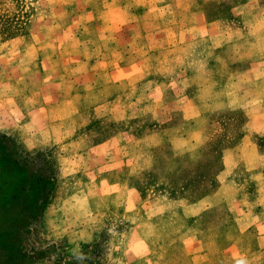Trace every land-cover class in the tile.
<instances>
[{"label":"rangeland","instance_id":"1","mask_svg":"<svg viewBox=\"0 0 264 264\" xmlns=\"http://www.w3.org/2000/svg\"><path fill=\"white\" fill-rule=\"evenodd\" d=\"M242 1L0 0V264L95 240L102 264H264V0ZM242 143L257 178L224 169Z\"/></svg>","mask_w":264,"mask_h":264},{"label":"crops","instance_id":"2","mask_svg":"<svg viewBox=\"0 0 264 264\" xmlns=\"http://www.w3.org/2000/svg\"><path fill=\"white\" fill-rule=\"evenodd\" d=\"M256 6H257V3L255 4L253 0H243L238 6H236V9L234 10H236L237 13H240L241 17L243 18L246 14H248ZM256 17L258 18L256 20L262 23L264 22V20L262 19L264 18V15H262V12H257ZM180 20L181 19H179L178 21L180 23L179 31L176 36L178 40L190 39V38H195L196 36L206 35L213 42L217 40L222 42L225 36L228 35V32L226 31H228V29L231 30V27H228V24H224L222 21H219V20L203 22L201 21V19H199L198 21H193V22H188V23L184 21L182 23V21L180 22ZM260 22H258L257 24H261ZM256 27L257 26L255 23L243 22V24L240 27L233 28V30L231 31L243 32L244 35H250V34H255L257 32ZM256 35H260V36L262 35V37H264V34H256ZM165 36L167 35L164 34V38ZM253 44H254V41H251L249 43V45H253ZM250 70L251 72L257 71L259 75L261 76L262 71H264V58H262V60L253 62L250 66ZM248 74L249 73H245V72H237L234 77L236 80L235 86L238 89L237 91L239 93L247 92L244 90L246 87L244 80L248 78ZM248 128L254 131L255 133L264 134V117L259 114L256 117H251L248 122ZM242 140L243 138L241 139V141ZM261 160H262V157L260 156V154H258V152L255 150L254 147H252L249 144L242 143V147L240 146L239 149L231 150L230 152L227 153V155L225 156L226 165L224 169H226L227 172H231L233 168L237 167V165H240L239 167L243 168L244 170H247V171L251 170L252 173H254V177H256L258 176V173H259L258 169L261 167L260 166Z\"/></svg>","mask_w":264,"mask_h":264},{"label":"trees","instance_id":"3","mask_svg":"<svg viewBox=\"0 0 264 264\" xmlns=\"http://www.w3.org/2000/svg\"><path fill=\"white\" fill-rule=\"evenodd\" d=\"M53 185V183H52ZM52 187L45 192V199L50 196ZM101 242L93 241L82 246V249L75 255H67L59 245L54 244L53 264H102ZM29 259H33L31 255H27Z\"/></svg>","mask_w":264,"mask_h":264}]
</instances>
